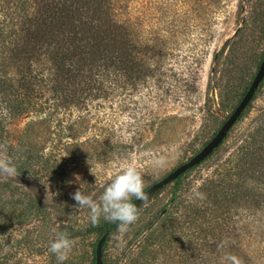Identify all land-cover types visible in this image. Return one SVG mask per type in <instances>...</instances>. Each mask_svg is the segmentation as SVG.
I'll return each mask as SVG.
<instances>
[{
	"label": "rangeland",
	"instance_id": "rangeland-1",
	"mask_svg": "<svg viewBox=\"0 0 264 264\" xmlns=\"http://www.w3.org/2000/svg\"><path fill=\"white\" fill-rule=\"evenodd\" d=\"M129 4L134 22L129 28L131 46L136 42L163 46L166 37L176 41L170 50L165 47L162 55L145 62L153 70L149 75L137 81L113 75L105 84L88 80L73 105L58 108L43 71L42 97L35 93L28 99L34 107L23 115L5 109L2 118L0 100V157L14 156L24 171L18 169L16 177L0 176L5 183L0 195L3 200L26 199L32 205L25 211L21 201L11 213L0 216V264H57L49 244L59 231H67L74 241L64 264H93L99 235L84 234L82 230L92 224L90 211L73 206L70 194L81 187L98 201L129 162L141 172L145 190L212 139L256 75L264 56V0H130ZM38 11L35 0H12L8 7L0 0V23L19 27ZM138 20L136 34L133 27ZM174 23L178 29L171 34L168 27ZM141 55L144 58L145 51ZM89 87L94 91L89 93ZM37 102L44 103L39 111ZM263 121L264 79L212 156L184 173L180 182L173 181L139 204L138 219L127 231L117 228L108 233L103 264L136 259L139 251L134 245L153 218L164 208L174 212L172 197L189 198L197 192ZM114 144L123 145L120 154L104 155L105 146ZM37 204L43 206L42 213ZM167 248L168 253L158 259L150 254V264H184L176 245ZM238 254L237 248L228 251L220 264H226L228 255L235 256L237 264L248 261Z\"/></svg>",
	"mask_w": 264,
	"mask_h": 264
},
{
	"label": "trees",
	"instance_id": "trees-1",
	"mask_svg": "<svg viewBox=\"0 0 264 264\" xmlns=\"http://www.w3.org/2000/svg\"><path fill=\"white\" fill-rule=\"evenodd\" d=\"M3 1L8 7L12 0ZM35 2L40 11L32 18L22 20L19 27L11 22L0 23L2 118L5 109L9 113L15 111L14 116H17L27 112L30 106L34 107L28 99L35 93L37 98L42 97L39 83L44 81L41 77L45 72L48 73L47 82L54 95L53 101L58 108H69L75 103L78 93L85 91L88 80L105 84L113 75L120 79L128 75L133 81L142 79L152 70L145 62L162 55L165 47L170 50L176 43L173 38L166 37L163 46L158 42L144 46L136 42L131 46L129 28L134 22L130 15V0ZM133 29L139 34V20ZM173 29H178L175 23L168 27V31L171 33ZM142 51H145L144 58ZM149 52L152 54L148 57ZM43 66V70L38 68ZM88 89L89 93L94 91L92 87ZM35 105L38 111L44 107V103ZM105 147L108 153L104 155H114L120 154L123 145ZM18 169L24 172L22 168ZM183 175L174 182H180ZM4 186L5 183L0 182V188ZM21 201L25 204V211L32 210L26 199ZM21 201L3 200L0 195V216L11 213L13 206L16 208L23 204ZM170 203L175 206L174 212L164 208L153 218V224L134 245L139 251L136 259L129 258L128 264H139L140 257L141 263L150 264L153 261L148 257L150 254L158 259L161 254L168 253L167 247L171 249L175 245L179 262L184 264H220L224 255L235 248L239 249V258L244 256L248 260H239L238 264H264V121L218 165L197 192L189 198L175 194ZM37 206L41 212L43 206ZM117 228V224L103 220L89 224L82 231L84 234L96 233L100 239ZM108 240L109 236L104 242L103 253ZM96 245L92 253L93 264ZM128 249L131 253L132 247ZM124 252L127 253V248ZM234 260L235 256L232 259L228 255L226 264H237Z\"/></svg>",
	"mask_w": 264,
	"mask_h": 264
},
{
	"label": "clouds",
	"instance_id": "clouds-1",
	"mask_svg": "<svg viewBox=\"0 0 264 264\" xmlns=\"http://www.w3.org/2000/svg\"><path fill=\"white\" fill-rule=\"evenodd\" d=\"M19 175L15 159L10 156L0 157V176L16 177ZM144 180L135 163L129 162L121 166L110 183L103 189L98 201L93 194L86 193L81 187L71 193L76 207H87L90 221L97 224L101 217L117 224L120 232L127 231L139 216V209L134 201H146L148 194L144 190ZM74 246V241L67 231L55 233L49 244V250L55 255L57 264H64Z\"/></svg>",
	"mask_w": 264,
	"mask_h": 264
},
{
	"label": "water",
	"instance_id": "water-1",
	"mask_svg": "<svg viewBox=\"0 0 264 264\" xmlns=\"http://www.w3.org/2000/svg\"><path fill=\"white\" fill-rule=\"evenodd\" d=\"M263 79H264V56L262 58L260 66L248 90L246 91V93L244 94V96L242 97V99L240 100L236 108L234 109V111L231 113V115L222 124V126L216 132V134L212 137V139L209 142H207L206 145L197 154L191 157L189 160L177 166L174 170L169 172L163 178H161L160 180L156 181L155 183L150 185L148 188H146L145 192L148 194V197L154 194L157 190L175 181L177 178H179L181 175L186 173L191 168L203 162L206 158H208L214 152V150L217 147L220 146L222 141L226 138V136L230 132L231 128L234 126V124L239 119L243 111L247 108V106L253 99L254 94ZM134 202L136 204H139L141 201H134ZM107 236H108V233L103 235L97 242L96 252H95L96 254L95 264H103V245H104V242Z\"/></svg>",
	"mask_w": 264,
	"mask_h": 264
}]
</instances>
